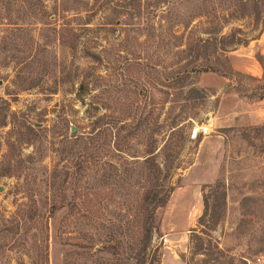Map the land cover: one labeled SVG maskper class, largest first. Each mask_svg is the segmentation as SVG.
Segmentation results:
<instances>
[{"label": "rangeland", "instance_id": "374dc122", "mask_svg": "<svg viewBox=\"0 0 264 264\" xmlns=\"http://www.w3.org/2000/svg\"><path fill=\"white\" fill-rule=\"evenodd\" d=\"M165 1L105 25L135 15L136 0H0V264H264V124L238 123L248 107L237 101L264 97V77L237 73L221 93L216 74H193L200 91L186 100L188 87L114 71L123 48L182 65L191 58L174 46L202 39L224 46L219 71L233 58L253 71L257 56L264 69V0ZM66 25L74 47L57 34ZM84 145L86 168L72 174Z\"/></svg>", "mask_w": 264, "mask_h": 264}, {"label": "trees", "instance_id": "16d2710c", "mask_svg": "<svg viewBox=\"0 0 264 264\" xmlns=\"http://www.w3.org/2000/svg\"><path fill=\"white\" fill-rule=\"evenodd\" d=\"M148 1L146 2V5L142 6L141 0H136L138 5L135 8H133L134 12L136 13L135 15L125 14L124 12L118 13L116 15L117 17L115 20L108 19L105 25H113L116 23L118 25H127L126 23L123 22V19H126L127 16H131L132 19H137L139 21H141V19H148L150 15L154 16L158 14V12L161 10V7H162L161 5L165 3L169 4V2L165 0H155L154 2L150 1V4H148ZM168 12L169 10L166 13L162 12V14H168ZM162 16H165V15H162ZM156 31L157 30L154 26H150V32L152 33L154 37L159 38L160 36H162V33H159V35L156 36ZM57 34L59 38L62 39L63 42L61 44L63 46L70 47L69 45H71L74 47L76 45L75 43L77 41L78 36L71 26H67V25L64 26L63 30H59ZM127 38L128 37L126 36V39L124 42H128ZM132 43L133 42H130L127 44H132ZM158 47L166 48V45H158ZM182 47H183L182 44H179L178 46L175 45L174 54H176L178 58L180 56V59H181L182 55L186 56L188 53L189 58H191V60L182 65L177 63L173 66H161V60H160L161 56L160 57L156 56L155 53L153 54L145 53V55H143L142 52H138L136 49L134 50V48H126V49L123 48L124 49L123 51H126V54H124V56H121L123 54H119L121 61L119 62V65L114 66V71H115V75H117L118 82L121 81V77L125 79L126 77L130 75L129 70L130 71L137 70L139 72H142L144 77L148 79L149 83L152 85L155 84V85H164V86L168 85L169 86V84L173 82L175 85H177V89L179 88L181 89V91H184V89L188 87V91H187L188 96L186 97V100H191L192 97H194L195 95H198V91H200L196 88L195 86L196 84L192 82H188L191 79V76L193 74L214 73L224 78L231 77L230 68L228 69L227 72H222V71H219L216 67H214L211 64V59L213 55L216 56L218 55L219 52H221V54H224L225 52L224 46L219 49L217 48L216 40H211V39L210 40L202 39V41L195 40L193 43H190V42L186 43V49H182ZM88 50L89 48H86L85 54L87 57H90L96 61H102L100 55L96 53H90ZM201 57L204 63L206 64L193 65V63H195ZM260 58L261 56H257V60L261 63ZM42 65H43V70L45 72L46 66L48 64L45 61V63H42ZM24 68H27V66L26 67L24 66ZM137 81H139L138 78L135 79V81H133V83H135L136 86H138ZM87 87L88 85L85 84V82H82L80 84L78 94H83L86 91ZM86 140H87V143H90L91 141L90 138L89 139L86 138ZM87 154H88V148H86V146L84 145L83 148H81L80 151H78V153L75 155L77 161L71 164V168H69V170L74 169L75 173H72V174L76 175V173L78 174L80 173V171L86 168ZM67 175L68 176L70 175L69 171H67ZM27 185H30V184L27 183ZM172 191H173L172 187L170 186L169 189L165 192V194L162 197H158V195L153 196V200H152L153 201L152 203H154L153 212L163 207L167 203L168 198L170 194L172 193ZM28 192H29V197L33 198L35 191L29 188ZM204 207H205V202H204ZM53 208L55 209V205L52 207V209ZM201 218H199L200 224H201ZM30 219L34 220L35 216ZM150 219L151 218L149 217V219L144 221V231L146 233L147 239H149L150 231L152 227V225L150 224ZM201 250H202V243L198 245L197 247V251H201Z\"/></svg>", "mask_w": 264, "mask_h": 264}, {"label": "crops", "instance_id": "0c3cea01", "mask_svg": "<svg viewBox=\"0 0 264 264\" xmlns=\"http://www.w3.org/2000/svg\"><path fill=\"white\" fill-rule=\"evenodd\" d=\"M254 59V63H253V71L248 69V68H244L242 66H239L238 64L235 65V62H240V64H243V62L241 60H239L238 58H233L232 61V66H231V77L235 76V74H244L247 75L250 78L256 79L257 81L261 80L264 77V69H263V65L262 63H260L256 58ZM218 76V75H217ZM220 77V76H218ZM217 77V78H218ZM230 78H224V77H220L218 79H220V84H221V93H223V89L228 87V80H231ZM202 86L203 87H207L206 84H204V81L202 80ZM238 103H241V105L248 107V112H246L245 115L242 116V114L240 115L241 117L238 118V123L243 124L244 126H259V125H263L264 124V97H262L261 99H258L256 101L253 102H240V98H237ZM241 107H238V110H240ZM238 113H240L239 111H237ZM238 113H234V114H238ZM221 128H223L224 126L221 124L219 126ZM216 137H220V136H216ZM199 208H196L195 210V214L199 215ZM204 211V207L202 204V213Z\"/></svg>", "mask_w": 264, "mask_h": 264}, {"label": "built area", "instance_id": "2783aa9c", "mask_svg": "<svg viewBox=\"0 0 264 264\" xmlns=\"http://www.w3.org/2000/svg\"><path fill=\"white\" fill-rule=\"evenodd\" d=\"M209 133H210V130H209V127L208 126H206V127H200L197 130H194V131L191 132L190 139L191 140H195L199 136L204 137L206 135H209Z\"/></svg>", "mask_w": 264, "mask_h": 264}, {"label": "water", "instance_id": "95a60500", "mask_svg": "<svg viewBox=\"0 0 264 264\" xmlns=\"http://www.w3.org/2000/svg\"><path fill=\"white\" fill-rule=\"evenodd\" d=\"M74 131V130H73Z\"/></svg>", "mask_w": 264, "mask_h": 264}]
</instances>
